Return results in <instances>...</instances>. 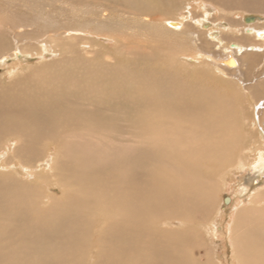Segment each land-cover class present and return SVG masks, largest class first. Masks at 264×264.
Wrapping results in <instances>:
<instances>
[{"label": "bare ground", "instance_id": "6f19581e", "mask_svg": "<svg viewBox=\"0 0 264 264\" xmlns=\"http://www.w3.org/2000/svg\"><path fill=\"white\" fill-rule=\"evenodd\" d=\"M173 1L0 0L10 30L58 13L0 32V66L39 30L52 57L0 85V264H217L192 240L216 190L264 174V0ZM237 213L233 263L264 264V187Z\"/></svg>", "mask_w": 264, "mask_h": 264}, {"label": "rangeland", "instance_id": "374dc122", "mask_svg": "<svg viewBox=\"0 0 264 264\" xmlns=\"http://www.w3.org/2000/svg\"><path fill=\"white\" fill-rule=\"evenodd\" d=\"M178 1L179 0H174L172 3V6H174L175 4L177 5ZM185 1H188L190 4H192L193 0H185ZM74 3H75L74 7L77 4H79V2L76 3V0H74ZM10 9L16 10V14L18 16L17 21L18 23H21L17 27L21 31L29 30V29L31 31L33 28H35L36 27L35 25H37L35 23L37 18L46 17V15H48L49 17L51 16L53 17L54 15L58 14L55 10L50 9V7L48 6L46 7L47 11H44V12H41L37 8H32V9L28 8L27 10L26 9L21 10V8H18L17 5L14 7H11ZM193 9L195 10V14H199V11L196 8H193ZM8 11H10L12 14L10 12H5V15L3 14V19L5 21L2 22L3 25H1V22H0V32L7 31L6 34H8L9 36L10 44L12 43L14 44L15 41H18V44L21 47H23L26 44L24 42L27 40L21 39L20 32H17L18 28L11 29V30L6 29L9 16L13 15V12L11 10H8ZM167 11L168 12L170 11L171 13L169 14L164 13V14L173 15L177 13L176 8H171V10H167ZM234 11H235L234 17H236L237 20H240L241 17H246L249 15L250 16L259 15L255 12L249 13V10L240 9L239 7L236 8ZM26 14L28 15L27 17L29 18V21H31L32 24H30L29 22L23 21V19H25ZM59 15H60L59 16L60 21H64V18L68 16V11H62ZM241 36L242 35H240V32H239L236 37L240 39ZM29 37H31V40L28 39L29 41L28 42L29 44L28 52L30 51V53L32 52L35 53L37 51V54L35 56L28 55V57H26L25 59L17 58L16 60L10 61L9 64L0 66V85L2 86L5 85V83L10 81V79L12 78L10 76L9 71L12 70V72L16 73V74H13V77L17 79L25 75L26 70L34 69V68L36 69L40 65V63L44 62L45 60L52 59L51 54L44 53V52L41 53L40 52L41 48H38L39 45L37 41L40 40L42 42V40H44L43 38L46 37L44 32H41V30H39L36 33H30ZM236 37H228L226 38L225 41L228 42V41L237 40ZM107 40L108 39H105V41ZM108 42L111 43L112 41H108ZM249 42L251 41H245V43H249ZM202 49H203L202 46L200 48H193L192 46L191 49L188 50V53L192 54L195 57V59L192 58L191 61L189 60L190 63L197 64L196 61L199 60L200 58H198L195 53L196 52L201 53ZM109 55L111 56L113 54H109ZM22 70H23V73H22ZM242 89L243 88H241V91L243 92ZM229 94L230 96H233L235 92L230 90ZM262 96H264V93L254 94L253 97L255 99L258 97H262ZM250 97H251V100L253 101L252 96ZM243 108L245 110L244 112H247V113L249 112V118H250L251 106L243 105ZM245 129L246 127L244 126L241 127L243 134H245L246 132ZM128 138L132 139L131 136H129ZM250 138L254 139L252 136ZM252 139L251 141L253 142ZM254 141L256 140L254 139ZM254 144L255 143H253V145ZM253 154L254 152H251V154L249 156H246L244 160H246L247 163H250L254 157ZM16 167L17 169H21L19 168V166H16ZM226 176L227 178H226L225 183L219 185V188L216 190L217 194L215 195L216 203H215L214 212H212V214L210 215L208 219L203 220L201 222L202 224H200L199 226L200 232L198 233L197 240H196V237L192 238V240L196 242V243L193 242L194 250L197 253L199 252L203 259L212 260L213 258V260L217 264H234L232 260V256H233L232 251H231L232 246L230 244V231H231L230 227L232 226L233 221H237L236 220V215L238 214L237 210L245 206L246 204H248L249 199L257 193L258 189H261L262 187H264V174L254 173V171H252L249 168V166H246L242 170L232 168L231 170H228L226 172ZM241 187H244L246 190L244 194L238 193V190ZM231 196H233V199H234V205L232 207L229 206L230 202L228 204L224 203V198L225 197L230 198ZM204 247L206 248V250L204 249ZM200 248H203V251Z\"/></svg>", "mask_w": 264, "mask_h": 264}, {"label": "water", "instance_id": "95a60500", "mask_svg": "<svg viewBox=\"0 0 264 264\" xmlns=\"http://www.w3.org/2000/svg\"><path fill=\"white\" fill-rule=\"evenodd\" d=\"M249 18H246V20H248ZM229 202V198L228 197H225L224 198V203L227 204Z\"/></svg>", "mask_w": 264, "mask_h": 264}]
</instances>
